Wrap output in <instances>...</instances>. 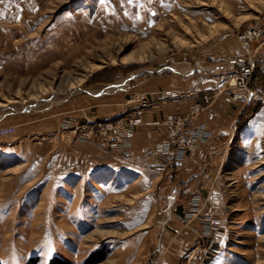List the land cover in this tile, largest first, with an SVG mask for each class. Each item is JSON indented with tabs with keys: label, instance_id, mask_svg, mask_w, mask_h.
Returning a JSON list of instances; mask_svg holds the SVG:
<instances>
[{
	"label": "rangeland",
	"instance_id": "rangeland-1",
	"mask_svg": "<svg viewBox=\"0 0 264 264\" xmlns=\"http://www.w3.org/2000/svg\"><path fill=\"white\" fill-rule=\"evenodd\" d=\"M250 26L264 30V0H0V128H14L0 137V264H247L251 254L264 264V96L243 108L229 83L240 76L264 90V54L252 52L264 35L249 51L238 35ZM215 56H237V71L213 69L224 63ZM204 62L214 71L205 82L216 85L165 119L154 147L164 173L131 165L143 113L185 96L139 84L156 72L194 76ZM81 90L105 91L91 120L72 111ZM222 92L243 112L217 172L181 192L164 187L181 169L164 154H176L172 136L196 132L207 142L208 124L194 121ZM178 222L194 236L165 252L173 238L162 231ZM220 228L230 231L221 251L235 257L216 263Z\"/></svg>",
	"mask_w": 264,
	"mask_h": 264
},
{
	"label": "crops",
	"instance_id": "crops-1",
	"mask_svg": "<svg viewBox=\"0 0 264 264\" xmlns=\"http://www.w3.org/2000/svg\"><path fill=\"white\" fill-rule=\"evenodd\" d=\"M224 52V50L220 51L221 54L225 55ZM252 52L254 56L256 55V57L258 54H264V40L260 43L259 46L253 47ZM236 57L237 56H215L214 58H212L213 61H210L211 63L214 62V60L224 61L222 65L213 68L217 71H222L226 67L231 71H233V68L235 71H237V67H235L236 64H234V62L236 61ZM208 63L204 62L203 65L199 64L198 72L194 76L182 77L179 72H171L172 75L163 74V72H156L155 77L151 78L147 82H141L139 84L140 88H138V90L141 92L150 93L160 90H180L183 91L185 96L179 97L176 100L169 101L164 104L155 101L156 103L153 104V107L143 113L142 121L144 123L137 128V131L133 136L131 149L133 163L131 165H142L144 167H148L147 170H154L155 172L157 170L161 175L162 172L164 173L165 164L162 162L161 156L154 152L155 143L167 133V128L164 124V121L168 116L186 112L191 104L201 102V97L205 90H209L213 88L214 85H216V83L210 82L211 80L207 81V83L205 82V78L208 77L211 72H214L212 71L211 66H207ZM173 75L181 76L182 78H176ZM110 88L121 87L110 86ZM81 92L84 94L76 99L74 106H71L73 107L72 111L77 117H81L84 115L86 120H91L90 114H92V112L94 111V101L95 99L104 98L105 91L99 90L95 93H90L86 90H81ZM127 93V91L123 93L125 94V98ZM109 96L111 97L112 93L109 94ZM69 100L62 103L60 107L66 105ZM123 100L120 99L119 102H123ZM105 109L106 108H103L104 112ZM241 112H243V109H238V106L231 102L226 92L217 94L209 108L206 109L201 115H199L198 118L194 121L195 126L204 121L206 124H208V141L199 142L189 150H187V153L184 156V160L179 163L181 164L180 171L169 177L165 175V182H163V185L165 184L164 187H169L172 190L175 189L177 192H179L180 190L181 192L187 187H191V184L196 180L197 176L202 173H205L207 176L212 177V174H215L217 172V169L219 168L220 158H222V153L224 150L223 145H227V141H230L233 138L232 130L237 127V124L239 122H241V120L239 121V119L237 118V115L239 113L241 114ZM45 130L46 129H43L42 131L45 132ZM247 130L248 129L246 128L243 132L246 133L248 132ZM247 135L248 134H246V136ZM109 168V165L101 166L100 181L104 182V177L109 174ZM142 188L147 189L151 188V186H143ZM147 200L150 201V198ZM134 202L135 204H137V197ZM141 203L142 201H139L138 204ZM173 214L175 215L174 212ZM175 219L177 218L174 216L172 219L173 222L176 221ZM177 225L178 226H174L170 229L166 228L164 231H162L161 235L164 238H173L171 241L163 240L164 244L160 245V248L165 252L178 251L179 241L181 239L187 238L188 236H194V233H190L189 229H187L186 227L180 228L179 222ZM229 235L230 231L228 230V228H220L216 229L212 236V246L215 250L217 248V250H219L215 260L216 263L222 260L226 261L227 259L231 258L230 256L235 257L230 253H223L221 251V248L224 245V241ZM250 258L252 259L250 261H247V264H258L263 260V256L262 258L260 256L255 258L253 254L250 255ZM175 262L176 261L174 260L165 262L160 261L159 264H175Z\"/></svg>",
	"mask_w": 264,
	"mask_h": 264
},
{
	"label": "built area",
	"instance_id": "built-area-1",
	"mask_svg": "<svg viewBox=\"0 0 264 264\" xmlns=\"http://www.w3.org/2000/svg\"><path fill=\"white\" fill-rule=\"evenodd\" d=\"M238 35H239V39L242 41L244 50L249 51L251 42L264 35V30H260L257 26H250L247 30L242 32V34H238ZM167 63H173V61L167 60ZM229 83L231 88H236L235 91L232 89V92L234 91V96L232 99L234 101L241 102V104H243V108L248 107L252 101L259 98L261 95L264 96V90L262 88L260 87H257L256 89L249 88L245 83L243 77L234 76V78H232ZM204 99L206 102H208L207 96H205ZM139 101L142 104L148 103L145 95L140 96ZM195 109H196L195 111H198L199 107H196ZM169 120H172V118H170ZM198 127L199 130H206L205 129L206 125L204 124L203 125L200 124ZM179 129L180 128H178V130ZM13 132H14L13 127L0 128V137L11 134ZM234 133H235V129L232 130L233 135ZM131 136H132V132L126 134V136H124L123 144H128ZM171 139H172L171 141L172 143H176L174 144L176 145L175 146L176 154H174V152L168 149L167 147H166L167 149L164 150V154H168L171 160L174 161L175 164H178L179 162L182 161L181 156L183 158V156L186 155L187 150H189L191 147H193L196 143L200 142L201 140H204L205 136L200 133L191 132V133H187L186 136L179 134L172 136Z\"/></svg>",
	"mask_w": 264,
	"mask_h": 264
},
{
	"label": "trees",
	"instance_id": "trees-1",
	"mask_svg": "<svg viewBox=\"0 0 264 264\" xmlns=\"http://www.w3.org/2000/svg\"><path fill=\"white\" fill-rule=\"evenodd\" d=\"M49 264H63V263L62 261L55 258L54 260H51Z\"/></svg>",
	"mask_w": 264,
	"mask_h": 264
},
{
	"label": "bare ground",
	"instance_id": "bare-ground-1",
	"mask_svg": "<svg viewBox=\"0 0 264 264\" xmlns=\"http://www.w3.org/2000/svg\"><path fill=\"white\" fill-rule=\"evenodd\" d=\"M243 47V46H242ZM131 76V75H130ZM120 84V83H119ZM236 102V101H235ZM4 106H6V105H4ZM168 126V125H167Z\"/></svg>",
	"mask_w": 264,
	"mask_h": 264
}]
</instances>
